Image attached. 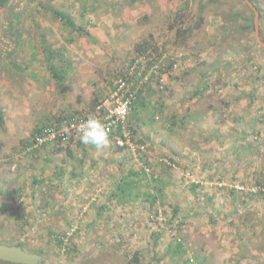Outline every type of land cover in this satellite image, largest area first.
I'll return each mask as SVG.
<instances>
[{
  "label": "rangeland",
  "instance_id": "1",
  "mask_svg": "<svg viewBox=\"0 0 264 264\" xmlns=\"http://www.w3.org/2000/svg\"><path fill=\"white\" fill-rule=\"evenodd\" d=\"M20 1L0 6V51L22 15L0 72V244L48 264H264V48L246 3ZM146 42L164 56L108 148L73 137L26 150L33 131L96 107Z\"/></svg>",
  "mask_w": 264,
  "mask_h": 264
},
{
  "label": "trees",
  "instance_id": "2",
  "mask_svg": "<svg viewBox=\"0 0 264 264\" xmlns=\"http://www.w3.org/2000/svg\"><path fill=\"white\" fill-rule=\"evenodd\" d=\"M32 3L33 1L35 0H30ZM219 1V0H218ZM255 5L256 7L258 8V10L260 11V13L262 14L263 13V8L260 6V2L261 0H251ZM29 2V3H31ZM244 2V1H243ZM190 3V2H189ZM11 4V5H10ZM19 4H21V1L20 0H0V6L1 7H4V8H8V7H11V10L15 9L16 6H18ZM246 8L250 11L251 15L249 17V19L247 20V25L245 27L247 28H251V29H254L255 30V25H254V13L253 11L247 6L245 5ZM204 7L206 6H201L200 8L202 9V11L204 12ZM186 8L189 9V4L188 2L186 3ZM46 10L56 19L60 20L65 26L69 27L71 30L73 31H77V32H84V33H88L86 31V29L84 27H81L77 24V22L73 19V17L65 12V11H62L60 9H56L54 7H47ZM21 18H22V15L20 13H17L15 15V18H14V21L18 24V27L15 26V27H10L11 24L9 23H6V27H5V37L3 38L4 39V42L6 43L5 45V48H3L1 51H0V72H1V68L8 65V63H11V60L13 58V56L17 53L18 51V47L21 43V38H22V31H21ZM203 17H201L202 19ZM202 22L200 21L198 23V25H200ZM196 25V26H198ZM12 28V29H11ZM195 28L194 27H187L186 29H183L182 30V33H185L187 34V32H190V31H193ZM7 32V33H6ZM11 32V34H10ZM47 51V54L46 56L48 57L49 60H51L53 57H54V53H53V50L52 49H46ZM137 51H141V53H144V62H138L136 63L137 60H134L133 61V64H130V66L127 68V71L126 73L122 76V73H120L119 75L122 76L120 78L122 79H125L127 80L128 83H130L131 85H134L135 87H138L139 88V92L142 88H145L147 87L149 84L148 82H143V77L144 75H149L150 77L149 78H153L156 76V72H157V69H158V61H161L160 59L164 56V54L162 52H158L154 45L152 43H145L143 45H140L139 43L137 44ZM155 53H158L157 55H155ZM11 59V60H10ZM136 63V64H135ZM135 67H137L136 71L133 72L131 71L132 68L133 70L135 69ZM143 68V70H141L140 68ZM126 68V67H125ZM139 68V70H138ZM49 69L51 70V72L53 73V76L58 78V77H62V74L59 72L60 70L57 69L56 66H54L53 64L50 63L49 65ZM59 70V71H58ZM62 72V71H61ZM66 74V71L64 69V72ZM141 73V74H140ZM137 88V89H138ZM137 90H136V98H137ZM134 105V103H133ZM133 105H132V108H133ZM140 105H143V104H140ZM135 107V106H134ZM94 107H92L93 109ZM140 109V107H138ZM94 110V109H93ZM3 111L0 109V123L3 121ZM79 113H82L81 112H77L76 114H79ZM38 131H36L34 134H36ZM31 141V140H30ZM30 141L27 143L26 147L29 146L30 144ZM140 173L139 172H134L132 171L131 172V175L132 176H138ZM131 182L132 180L131 179H128V181H125L122 185H121V193H126L127 190H129L131 188ZM131 190V189H130ZM18 246H20L18 244ZM1 261V260H0ZM2 262L6 263V264H19V263H12V262H7V261H3ZM41 264H48V261L47 260H44L42 261Z\"/></svg>",
  "mask_w": 264,
  "mask_h": 264
},
{
  "label": "built area",
  "instance_id": "3",
  "mask_svg": "<svg viewBox=\"0 0 264 264\" xmlns=\"http://www.w3.org/2000/svg\"><path fill=\"white\" fill-rule=\"evenodd\" d=\"M141 74V73H140ZM149 75H144L143 82H147ZM138 87L131 85L127 80L119 78L115 86L106 98L99 103L91 111L74 114L70 117H64L43 126L31 139L30 144L26 147L29 151L31 147H38L48 143L65 144L73 137H80L77 127L87 119L89 115H96L109 125L111 135L116 128L120 127L126 117L132 110L134 98H136V90ZM121 112H117V110ZM68 127L69 133L63 132V128Z\"/></svg>",
  "mask_w": 264,
  "mask_h": 264
},
{
  "label": "water",
  "instance_id": "4",
  "mask_svg": "<svg viewBox=\"0 0 264 264\" xmlns=\"http://www.w3.org/2000/svg\"><path fill=\"white\" fill-rule=\"evenodd\" d=\"M254 13L255 36L260 47L264 48V39L261 36V27L264 24V15L260 13L251 0H243ZM0 260L19 264H41L44 257L37 253H29L18 245L0 244Z\"/></svg>",
  "mask_w": 264,
  "mask_h": 264
},
{
  "label": "clouds",
  "instance_id": "5",
  "mask_svg": "<svg viewBox=\"0 0 264 264\" xmlns=\"http://www.w3.org/2000/svg\"><path fill=\"white\" fill-rule=\"evenodd\" d=\"M117 112L119 113L121 110L118 109ZM77 131L80 134L81 141L85 144L94 145L97 149H106L110 146L109 132L111 129L109 125L96 115H89L77 127ZM63 132L70 134L68 127H64Z\"/></svg>",
  "mask_w": 264,
  "mask_h": 264
},
{
  "label": "crops",
  "instance_id": "6",
  "mask_svg": "<svg viewBox=\"0 0 264 264\" xmlns=\"http://www.w3.org/2000/svg\"><path fill=\"white\" fill-rule=\"evenodd\" d=\"M66 72H67V68H66ZM51 75L53 76V73L51 72ZM14 124V125H13ZM11 132H13L16 128L17 125L15 124V121H11V127L9 128L8 125L6 126ZM35 131H33L32 134H34ZM1 147V146H0ZM1 151V148H0Z\"/></svg>",
  "mask_w": 264,
  "mask_h": 264
}]
</instances>
